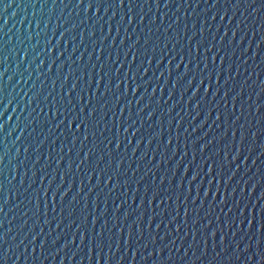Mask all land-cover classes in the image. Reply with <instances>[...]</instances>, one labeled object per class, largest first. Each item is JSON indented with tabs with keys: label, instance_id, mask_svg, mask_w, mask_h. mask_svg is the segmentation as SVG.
Listing matches in <instances>:
<instances>
[{
	"label": "water",
	"instance_id": "water-1",
	"mask_svg": "<svg viewBox=\"0 0 264 264\" xmlns=\"http://www.w3.org/2000/svg\"><path fill=\"white\" fill-rule=\"evenodd\" d=\"M138 2L142 9H134L135 21L129 24L121 23L127 8H101L97 16L95 9L85 14L69 0H0V155L5 157L4 194L11 196L0 216V234L7 233V243L0 242L6 264H264L256 255L255 233L234 239L238 229L227 226L229 216L237 214L234 204L243 211L251 202L253 215L264 216V124L255 112L259 97L264 115L261 0H172L168 8L164 0L159 8ZM137 40V48L129 52ZM201 40L197 54L195 45ZM46 46L55 47L57 56L64 52L55 65ZM207 49L212 51L205 57ZM181 58L184 63L177 69ZM101 66L105 72L119 69L110 88L107 78L97 84ZM185 72L188 76L177 84ZM131 76L137 77L132 88L141 86L137 92L129 88ZM73 85L77 91L71 100L77 109L87 106V88L95 93L99 86L101 96L107 91L106 98L92 105L99 109L95 141L91 135L87 142L79 133L73 137L60 124L63 117L48 112L52 101L67 103ZM40 92V99L29 103ZM78 93L84 105L76 100ZM90 149V160L81 166ZM210 167L214 175H208ZM41 189L49 192L47 205ZM145 190L148 200L154 192L161 195L151 205L146 200L141 210ZM36 192L41 194L39 213L29 203ZM53 193H58L55 205ZM69 205L74 215L69 216ZM105 220V246L94 250L93 228L99 233ZM249 244L251 250L245 252ZM259 251L264 252V245Z\"/></svg>",
	"mask_w": 264,
	"mask_h": 264
},
{
	"label": "snow or ice",
	"instance_id": "snow-or-ice-1",
	"mask_svg": "<svg viewBox=\"0 0 264 264\" xmlns=\"http://www.w3.org/2000/svg\"><path fill=\"white\" fill-rule=\"evenodd\" d=\"M61 3L64 2V0H60ZM70 3H74L75 7L80 8L83 10V12L85 14L91 12L93 9L96 10V15L99 16V12L101 8H107V9H112V8H116L118 10H124L125 8H127V11L124 12L123 17L121 18V23H129L131 24L132 22L135 21V13H134V9L135 8H141L142 9V5L138 2V0H69ZM55 3V0H54ZM152 3H155L156 7L159 8L161 0H144V5L143 6H150ZM172 3V0H164L163 6L165 8H168L169 5ZM256 0H252V4H255ZM66 6H69L68 4H66ZM199 6V5H197ZM251 6V5H249ZM237 7H239V4H237ZM261 8H264V0H261ZM115 15H113L112 19H115ZM99 21H97L98 23ZM140 23L143 24L144 23V17L141 16L140 19ZM193 27H195V25H193ZM117 32H119V28H117ZM67 33H63L61 34V39L64 38V36ZM95 31L92 32V36L95 37ZM202 34V33H201ZM151 35V33H149V36ZM106 39V38H105ZM179 42V41H177ZM148 41H145V44H147ZM122 46H123V42H121ZM139 44V40H137L135 43H133L131 45V48L129 49V52H131L132 49H136L137 45ZM114 45V42H113ZM204 45V41L201 40L200 42H198L195 45V50L197 52V54L199 53V49L200 47ZM165 47H167V45H165ZM206 47V46H205ZM192 44L191 41H189V52L188 55L191 56L192 55ZM3 49L0 48V51H2ZM175 50V47L173 48V51ZM46 51L48 52L49 56L51 57V63L53 65L56 64V60L63 57L64 56V52L61 51L59 53V56L56 55V48L55 47H51L50 49L47 48L46 46ZM139 50L137 49V52ZM212 51V49H207L205 52V57H207L208 52ZM153 52H155V49H153ZM127 55L128 53H125V58L127 59ZM177 56H181V53H177ZM136 56L133 55V62H135ZM81 62L83 61V57L80 58ZM109 60H111V56H109ZM216 61V56L212 57V63L214 64ZM152 60H148V64L149 66H151L152 64ZM163 61H161L162 63ZM191 60H189V63L191 64ZM4 63L3 60H0V66H2V64ZM172 60H169V65H171ZM184 63V59L181 58L179 63L176 65L177 69L180 68L181 64ZM221 63H223V61H221ZM64 65L61 64L60 68L63 69ZM121 67H123V65H121ZM129 67H131V65H129ZM157 67H159V65H157ZM197 67H199V65H197ZM141 68H143V65H141ZM36 71H40V68L38 67L36 69ZM49 72L52 71L51 68L48 69ZM205 71H207V64L205 65ZM93 72H95V69H93ZM229 72H231V69H229ZM100 79L97 82V84L102 83L105 78H107V82H108V86L109 88L111 87L113 81H112V77L113 75H116L117 78H119V69H116L115 72H113L112 68H109V70L107 72L104 71V67L101 66L100 69ZM2 75V74H0ZM144 76H147V71H144L143 73ZM161 76H163V73H161ZM188 76V72L184 73L183 77H179L177 79V84L180 82V80L186 78ZM208 79L211 80V75L208 76ZM137 80L136 76H131V80H130V84H129V88L132 89L133 91L137 92V88L140 89V85L137 83L135 88H132V82H135ZM218 82V81H217ZM79 81H77V85H78ZM123 83V81H121L120 83H117L115 85L116 89L119 90L121 87V84ZM191 83V82H190ZM201 85H203L204 81L203 79L200 81ZM77 85H73L68 92L66 93V95L68 96V101L65 104L63 100L57 102V101H52L51 105L48 108V112L51 115L56 116L58 119L59 117H63L62 120H60V124L64 125L66 130L71 133V135L73 137H76L77 133H79L80 135L83 136V141L87 142L89 140V136L91 135L93 141H95L96 139V129H99L100 127V122L96 120V115L97 112L99 111V109L97 107H92L93 102H100L102 99L106 98L107 96V91H105V93L103 94V96H101L100 94V88L99 86L96 87V91L95 93L92 92L91 88H87L86 91H88L89 95H88V99H87V106H82L79 109H77L76 107L72 106V94L74 92L77 91ZM55 89V82H53V90ZM207 93V89L205 90ZM0 92H2V87H0ZM61 94L64 95L63 93V85L61 86ZM261 94L264 95V86L261 87ZM42 95V92L40 93H36L35 95H33L30 99H29V103H33L36 102L37 100L40 99V96ZM227 95V94H226ZM49 96H51V93H49ZM76 100L81 104L84 105V96L81 93H78L76 96ZM249 100H251V97H249ZM44 103L48 104V97L44 98ZM234 103H235V99H234ZM3 104V101L0 100V105ZM107 105H105L106 107ZM252 105L249 104V114L251 115L252 113ZM63 108V110H62ZM54 109V111H53ZM256 109V116L259 117V123L264 124V115H261V107L259 105V97L257 99V105L255 106ZM5 111H7V109H5ZM41 114L44 113V109L41 108L40 109ZM244 112V106L243 104L241 105V115H243ZM231 115H235V110H233V112L231 113ZM231 118V117H229ZM104 119H106L105 116H101V121H103ZM217 119L219 120L220 117L218 116ZM237 119H239V117H237ZM123 126V125H121ZM57 127H59V125H57ZM0 128H2V125H0ZM83 130V131H82ZM107 129V125L104 126V132H106ZM127 131V130H125ZM104 132H101L100 135L103 136ZM73 144L76 143V139H73L72 141ZM170 143V142H169ZM120 145L117 143L116 144V149L119 150ZM93 148L98 149L99 145L97 144H93ZM28 149H25V152H27ZM69 154H71V150H69ZM109 155H111V153H109ZM92 156V149L89 150L88 155L84 158V160H81V166L84 164L85 160H90ZM4 155H0V216L4 215V206L7 205L10 200H11V196H7L5 197L4 194V183L2 180V177L4 176V172H3V164H4ZM100 160H103V156H100ZM69 168H71V164H69ZM79 171V168L77 169ZM17 171H19V169H17ZM106 171V169H105ZM223 171V166H221V172ZM27 175V173H25V176ZM35 175V173H34ZM101 177H103V172L100 173ZM208 175H214V171L212 169V167H210L208 169ZM111 176L108 178V183H111ZM193 179H196V177H193ZM21 186H23V181L20 182ZM211 185V184H210ZM99 186V185H98ZM119 186V185H117ZM182 186V185H181ZM41 191L43 192V196H44V200H45V205H47V197L49 195L48 191H44L43 189H41ZM81 191H82V186H81ZM189 191H191V189H189ZM58 193H53L52 194V203L53 205H55L56 202V197H57ZM67 193L64 194V196H66ZM161 194L159 192H154L152 199L148 200L147 198V190H145V197L144 199L141 200L140 203V209H144V205H145V201L147 200L148 204L151 205L158 196H160ZM208 195V192L205 193V196ZM64 196L60 197L61 203H63V199ZM40 198H41V194L40 192H36L33 193L32 195V199L29 201L30 204H34L36 212L39 213L40 211ZM17 199H19V196H17ZM27 199V197H26ZM168 200H171V196L167 197ZM260 200H264V195H262L260 197ZM260 200H258L260 202ZM164 203V200L161 199V204ZM185 203H187V201H185ZM225 207H227V203L225 202L224 204ZM234 208L236 210V216L235 219H233L231 217V215L228 218V222H227V226L229 229L232 228H236L238 229L237 233L234 234L233 238L235 239V235H243L245 239L248 238L249 235L255 233V236L253 237L254 239H256V248H257V253L256 255L260 257V259L262 261H264V252H260L259 249L261 247V245H264V216L259 217L258 215H253V210L256 208V206L251 205V202H249V204H246L243 206V211L241 210L240 205L238 204H234ZM249 209H251V211H249ZM14 210V209H13ZM153 211H155V209H153ZM261 212H264V207L260 208ZM68 212H69V216L74 215V213L72 212L71 209V205H69L68 207ZM231 212V210H230ZM46 214V213H45ZM25 215H27V213H25ZM107 215V211L105 210V214ZM128 215L129 214H125V220L128 219ZM185 224H187V216H188V212L187 210L185 211ZM61 216H63V210L61 211ZM99 217L97 218V220L93 221V225H95V223H97ZM87 221V217L84 218V221H82V225L84 226V223ZM155 221V216H153L150 220H149V226H151V224ZM62 222V221H61ZM140 221H137V223H139ZM173 222H175V218L173 220ZM196 223H199V221H195ZM116 224H118V221H115ZM245 226L247 231H245ZM107 227V221L105 220V224L104 227L101 228L99 233L95 232V228H93V236H92V245H93V249H100L101 251H103L104 248V228ZM160 225H157V229H159ZM0 228H3V224L0 223ZM180 229L177 228V232H179ZM121 239H123V230L120 231L119 233ZM211 235L213 237L216 236V232H212ZM7 233L4 234H0V242L3 243H7V239H6ZM132 236L133 233L130 230L128 232V237H127V243L130 245L132 242ZM113 238L111 236V234H109V240L111 241ZM141 239H142V232H141ZM86 240L85 236L81 237V245H84ZM74 242V241H73ZM223 242V241H222ZM243 242V241H241ZM33 243H35V238L33 239ZM118 247V245H117ZM251 244L248 245V247H246L244 249L245 252H248L251 250ZM0 248H2V244H0ZM109 248H111V245H109ZM237 250L239 249V245H236ZM33 251H35L33 249ZM161 252L163 251V249L160 250ZM227 251V249H226ZM109 259H111V256H109ZM7 261V253L6 252H0V264H6Z\"/></svg>",
	"mask_w": 264,
	"mask_h": 264
}]
</instances>
